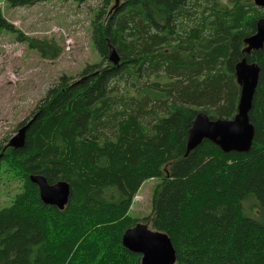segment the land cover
<instances>
[{"label": "trees", "instance_id": "obj_1", "mask_svg": "<svg viewBox=\"0 0 264 264\" xmlns=\"http://www.w3.org/2000/svg\"><path fill=\"white\" fill-rule=\"evenodd\" d=\"M101 1L92 21L99 62L48 89L20 124L31 120L22 147L0 143V173L5 165L23 182L0 209V264H142L123 244L137 222L169 235L175 264H264V46L243 53L264 8L251 0ZM0 29L44 58L63 52L7 22L1 6ZM244 57L260 67L251 149L225 152L204 139L188 151L198 113H237L235 67ZM31 174L69 182L64 209L42 201ZM157 178L150 215L135 218L136 194Z\"/></svg>", "mask_w": 264, "mask_h": 264}, {"label": "rangeland", "instance_id": "obj_2", "mask_svg": "<svg viewBox=\"0 0 264 264\" xmlns=\"http://www.w3.org/2000/svg\"><path fill=\"white\" fill-rule=\"evenodd\" d=\"M251 2L254 4V0ZM101 5V0H45L28 6L0 2L7 22L30 36L56 41L63 48L57 59L44 58L27 42L18 40L16 33L0 29L2 145L17 134L20 124L32 116L37 103L62 75L78 77L87 64L99 62L92 21ZM160 182L157 178L142 184L130 209L132 216L142 219L150 215L155 188ZM22 190V180L4 165L0 173V209L9 206Z\"/></svg>", "mask_w": 264, "mask_h": 264}, {"label": "water", "instance_id": "obj_3", "mask_svg": "<svg viewBox=\"0 0 264 264\" xmlns=\"http://www.w3.org/2000/svg\"><path fill=\"white\" fill-rule=\"evenodd\" d=\"M264 8V0H254ZM243 53L250 54L253 50L264 46V16L258 18L256 31L245 39ZM114 61L118 62L115 54ZM235 73L240 87L237 113L231 118H210L200 112L194 119L188 133V151L197 147L204 139H209L223 151L248 152L253 144L255 127L250 121V111L259 82L260 67L257 63L248 62L246 57L236 64ZM31 120L20 126L9 145L20 148L26 140V133ZM30 180L39 187L42 201L48 205L64 209L70 197V184L65 180L50 183L43 174H31ZM124 246L132 252L141 254L142 264H175L176 250L168 234L150 228L144 222H137L128 228L123 235Z\"/></svg>", "mask_w": 264, "mask_h": 264}, {"label": "bare ground", "instance_id": "obj_4", "mask_svg": "<svg viewBox=\"0 0 264 264\" xmlns=\"http://www.w3.org/2000/svg\"><path fill=\"white\" fill-rule=\"evenodd\" d=\"M237 77V76H236ZM236 80H237V78H236Z\"/></svg>", "mask_w": 264, "mask_h": 264}]
</instances>
